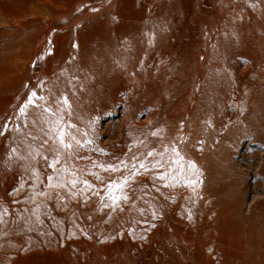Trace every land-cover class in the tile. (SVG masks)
Returning a JSON list of instances; mask_svg holds the SVG:
<instances>
[{
  "label": "rangeland",
  "instance_id": "obj_1",
  "mask_svg": "<svg viewBox=\"0 0 264 264\" xmlns=\"http://www.w3.org/2000/svg\"><path fill=\"white\" fill-rule=\"evenodd\" d=\"M179 34L191 54L196 42L209 54L207 65L213 57L233 68L234 76L223 74L227 79L215 90L226 92L222 88L234 83L235 99L244 81H264V0H0V131L9 117L15 127L32 90L47 96L51 89L55 97L68 94L72 122L93 141L81 155L113 162L137 140L146 138L149 147L139 150L147 151L163 138L185 157L181 182L149 191L136 200L137 210L122 205L125 210L109 219L110 210L98 211L95 197L66 206L49 200L42 224L31 217V231L25 219L34 207L27 199L32 182L19 167H0V212L6 210L7 221L0 223V264H264V91L246 103L215 104L214 112L205 99L190 98L191 80L168 78L169 72L182 74L171 52ZM184 73L195 76L191 68ZM155 127L167 136H150ZM15 135L0 136V156ZM95 171L105 183L120 175ZM84 179L100 186L91 175ZM144 185L151 188L150 176L137 175L132 187ZM153 207L159 210L155 221ZM143 220L156 226L146 229Z\"/></svg>",
  "mask_w": 264,
  "mask_h": 264
},
{
  "label": "snow or ice",
  "instance_id": "obj_2",
  "mask_svg": "<svg viewBox=\"0 0 264 264\" xmlns=\"http://www.w3.org/2000/svg\"><path fill=\"white\" fill-rule=\"evenodd\" d=\"M75 79L74 77L73 80ZM69 84L74 92L75 84L71 80ZM25 86L27 87V85ZM38 87L43 90L44 82L42 81ZM48 92L47 96H41L36 90H32L28 94L25 104L18 110L16 115L18 122L15 127L13 128L11 124L12 117H9L4 123L3 131H0V136H6L11 132L16 133L12 145H9L8 150L0 156V167L8 169L19 167L32 182L30 185L33 190L32 195L27 199L29 203L34 204V207L30 210L31 215L25 219L26 225H29V231L32 230V216L36 218L35 224L43 223L40 216L46 213H42L41 209L47 208L46 201L49 200L60 206H66L68 201L78 203L82 201L87 204L95 197L99 202L97 210H110L109 219H111L112 213L117 210L120 212L125 210L122 205L131 204L129 211L137 210L136 200L144 199L148 196L149 191L160 193L161 188L175 187L181 182L177 177L185 170L183 163L185 157L181 155L178 147L174 144L171 146L162 144V151L156 148L140 151V147L147 149L149 145L146 138L137 140L135 144L129 145L124 158H113V162L93 159L91 155H81L80 153L93 141L85 139L87 132H82L79 126L72 122L71 117L74 116V113L68 94L64 93L61 97H55L51 89ZM28 108H32L34 111L26 112ZM65 113H67V119ZM21 116L25 117L22 123L19 122ZM182 127L183 123H181ZM163 131V129H156L149 135L160 137ZM93 151H99L100 155H107L102 149H93ZM169 151L173 156L165 159V154ZM84 161L90 163L83 164ZM80 164L83 166L77 167ZM174 165L177 167L174 168ZM41 167L43 171L40 170ZM188 167L195 169V162L189 161ZM96 169L109 175L113 173L120 175L105 183L104 177L95 171ZM143 174L150 176L151 188L149 189L148 185L139 189L133 188L135 177ZM87 175L93 176L100 186L84 179ZM158 181L162 183H157ZM187 184L199 186L196 180H188ZM22 188L23 185H21ZM137 191L142 192L143 196L130 195ZM41 197L43 200L37 202ZM145 202L148 203V201ZM149 207H152L150 203ZM25 211L28 212L29 209L26 208ZM158 211V208L153 207L151 213L153 221L159 218ZM186 211H188V219H191V212L187 209ZM138 212L141 217L146 216L144 208L138 209ZM5 213L6 210L0 212V223H7L3 220ZM140 223L146 229L156 226L154 223L149 224L147 220L140 221ZM115 238L105 237V239ZM145 238L144 235L140 236V239Z\"/></svg>",
  "mask_w": 264,
  "mask_h": 264
},
{
  "label": "bare ground",
  "instance_id": "obj_3",
  "mask_svg": "<svg viewBox=\"0 0 264 264\" xmlns=\"http://www.w3.org/2000/svg\"><path fill=\"white\" fill-rule=\"evenodd\" d=\"M181 31V30H180ZM171 33V32H170ZM185 33V32H184ZM174 34V33H173ZM177 34V33H176ZM181 34H182V32H181ZM99 35V34H98ZM180 35V34H179ZM179 35H177V36H179ZM173 36V35H172ZM175 36V35H174ZM173 36V37H174ZM186 36V35H185ZM184 35H183V37H185ZM187 37V36H186ZM179 38L181 39H179V41H180V44L179 45H177V47L175 48V47H173L172 49H171V52H172V55H173V64L176 62V60L177 59H180V64H179V66L178 67H181V69H182V74L181 75H179V76H176V74L175 73H172V72H169L170 74H169V76H168V78L171 80V79H176V80H180V82H182V80L184 81V82H188L189 80H191V81H189V83L191 82V84L193 83V84H195L196 85V87H195V90H190V94L191 95H188L190 98H191V96H192V98H193V96H196L197 95V97H199V100L200 99H205L207 102H209L210 103V106H211V110L210 109H208V110H210V111H213L214 112V110H213V106H215V104H217V105H219L220 106V104H222V102L224 101V102H226L228 105H229V102L232 100V99H234V96H236V95H234L235 93H234V91L231 89L232 87V85L234 84L232 81H231V83H233L232 85H230V84H228V86H224L223 88H222V90L223 89H225L226 87H227V89H226V92H225V90H224V92H225V94H224V92H220L219 91V89L217 90H215V85H217V84H219V86L221 85V80L223 81V82H225L226 81V79H227V77L226 76H229L230 78H232V76H234V75H232V73H231V69H233V68H231V69H229V68H226L225 67V64H226V61H225V64H221L222 62H219V64L216 62H214V58L212 57V59H213V61H211V63H208L209 65H207L206 64V62L208 61V59H209V57H208V53H206V51L205 52H203V50L199 47V44L196 42L195 43V45H194V47L191 49V52H192V54L190 53V49H189V51H188V49H187V44L182 40V37H181V35L179 36ZM177 39V38H176ZM184 39V38H183ZM194 39V38H193ZM178 40V39H177ZM165 42V41H164ZM171 47V46H170ZM192 47V46H191ZM93 53V52H92ZM213 54V53H212ZM87 55H88V53H87ZM172 55H171V57H172ZM207 58V59H206ZM216 58V57H215ZM223 58H225V57H223ZM198 60V61H197ZM216 60V59H215ZM218 60V59H217ZM222 60V59H221ZM99 61V60H98ZM152 61V60H151ZM186 61H187V65H186ZM194 61H197V63H195ZM219 61V60H218ZM147 62V61H146ZM179 62V61H178ZM156 63V62H155ZM224 63V62H223ZM228 63V62H227ZM88 64V63H87ZM86 64V65H87ZM106 64V63H105ZM104 64V65H105ZM171 65V64H170ZM220 65H222V66H220ZM84 66V65H83ZM168 66V65H167ZM227 66V65H226ZM87 68H88V66H86ZM84 68L85 70H84V76H82L83 77V81H85L86 83L88 82V81H90V76H89V69L88 70H86L87 68ZM186 67L188 68V69H192V71H193V74L195 75V76H191V79L189 78V76L188 77H186L185 76V73H184V71L186 70ZM101 68H102V66H101ZM101 68H100V70H101ZM147 68V67H146ZM151 68V67H150ZM82 69V68H81ZM139 70V69H138ZM86 71H88V72H86ZM128 71V70H127ZM158 71V70H157ZM179 71V70H178ZM180 72V71H179ZM178 72V73H179ZM91 73V72H90ZM156 73V72H155ZM235 73V72H234ZM223 74H225L226 76H224ZM260 75H262V74H260ZM99 76V75H98ZM253 76H255V75H253ZM81 76H78V78L79 79H81L80 78ZM185 78V79H182V78ZM193 77V78H192ZM257 77V76H256ZM157 78V77H156ZM189 78V79H188ZM250 78H252V77H250ZM234 79V78H233ZM253 79V78H252ZM255 79V78H254ZM244 80V79H243ZM261 80V79H260ZM263 80H264V78H263ZM75 81H77V82H79L78 80H75ZM234 81V80H233ZM237 81V80H236ZM235 81V82H236ZM252 81V80H251ZM127 82V81H126ZM155 82V81H154ZM222 82V83H223ZM151 83V82H150ZM242 82H240V84H241ZM168 84V83H167ZM192 84V85H193ZM224 84V83H223ZM90 85V84H89ZM147 86V85H146ZM234 86H236V85H234ZM77 87V86H76ZM138 88H139V86H137ZM153 87V86H152ZM157 88V87H156ZM220 88V87H219ZM141 89V88H140ZM229 89V90H228ZM234 89V88H233ZM76 90V89H75ZM78 90V89H77ZM210 91V92H209ZM262 92V91H264V81H260L259 83H257V84H252V85H248L247 83L245 84V81H244V83L243 84H241V88H240V91H238L237 93H239V95H238V98H235L234 100H236V99H238L239 101H240V103H246V102H244V101H246L247 100V98L249 97V95H251L253 92ZM137 93V92H136ZM141 93V92H140ZM209 93V94H208ZM149 94V93H148ZM82 96V95H81ZM102 96V95H101ZM156 96V95H155ZM142 97V96H141ZM144 97V96H143ZM147 97V96H146ZM187 97V96H186ZM139 100H140V97L138 98ZM143 99V98H142ZM189 99V98H188ZM154 100H156V99H154ZM193 101H194V99H192ZM201 101V100H200ZM203 101V100H202ZM202 101H201V103H202ZM153 102V101H152ZM159 102V101H158ZM232 102V101H231ZM236 102V101H235ZM235 102L233 103V104H235ZM162 103V102H161ZM191 103V102H190ZM195 103V102H194ZM198 103V102H197ZM225 103V104H226ZM238 103V102H237ZM206 104V103H205ZM214 104V105H213ZM226 104V106H228ZM239 104V103H238ZM145 105V104H144ZM199 106V105H198ZM206 106V105H205ZM209 106V105H208ZM225 106V105H224ZM225 106V107H226ZM238 106V105H237ZM240 106L241 105H239V108H240ZM129 107V106H128ZM149 107V106H148ZM207 107V106H206ZM135 108V107H134ZM134 108H132V109H134ZM209 108V107H208ZM238 108V109H239ZM223 109V108H222ZM237 109V110H238ZM244 109V108H243ZM136 110V109H135ZM132 111V110H131ZM152 111V110H151ZM204 113V112H203ZM203 113H202V115H203ZM207 114V113H206ZM211 115V114H210ZM85 117V116H84ZM160 117V116H159ZM95 119V118H94ZM207 120V119H206ZM172 123V122H171ZM165 123H163V125H164ZM167 124H169V123H167ZM161 125V124H160ZM157 126V125H156ZM159 126V125H158ZM157 128H160V127H157ZM163 128V127H162ZM155 129H156V127H155ZM149 131V130H148ZM154 131V130H153ZM166 131V130H165ZM164 131V133H162L161 134V136H167V132H165ZM152 132V131H151ZM169 134V133H168ZM148 138V137H147ZM155 138V137H154ZM156 139V141L154 142L155 143V148L156 149H158V150H161L162 151V148H161V145L163 144H165L164 142V140H163V138L162 139H157V138H155ZM150 140V139H149ZM148 141V140H147ZM169 143V142H168ZM154 146V145H153ZM152 146V147H153ZM165 158H166V155H165ZM109 162V161H108Z\"/></svg>",
  "mask_w": 264,
  "mask_h": 264
}]
</instances>
